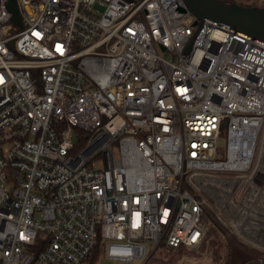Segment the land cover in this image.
<instances>
[{"label":"built area","instance_id":"built-area-1","mask_svg":"<svg viewBox=\"0 0 264 264\" xmlns=\"http://www.w3.org/2000/svg\"><path fill=\"white\" fill-rule=\"evenodd\" d=\"M12 2L19 23L0 0V264L201 246L208 199L189 176L234 172L239 200L251 183L264 44L200 24L184 0Z\"/></svg>","mask_w":264,"mask_h":264},{"label":"rangeland","instance_id":"rangeland-1","mask_svg":"<svg viewBox=\"0 0 264 264\" xmlns=\"http://www.w3.org/2000/svg\"><path fill=\"white\" fill-rule=\"evenodd\" d=\"M235 1L242 5L254 4L264 7V0ZM218 145L219 158L224 159L227 145L225 136H221ZM250 174L252 175L251 183L243 192L240 200L237 199L235 194L238 183L234 172L193 171L190 173L189 178L191 184L208 199L207 206L209 210L205 214L207 230L213 229L214 231L217 228L213 221L216 219L213 213L219 212L233 225L234 230L237 232L233 233L235 238L237 236L241 240L245 239L254 245H260L259 243L263 244L262 240L264 241V128L258 139L255 164ZM226 228L227 232L232 233L229 227ZM239 234L242 236H239ZM219 237V234L214 231L211 237L207 238V245L205 243L204 246H199L195 249H186L187 251L185 250L181 255L178 253L179 255L170 257L165 252H161L159 248L151 255L152 257L150 256V260V257L148 258L149 261L147 260V263L135 262L127 264H227L230 261V255L226 253L221 258L223 251L220 247L222 243ZM216 238H218L217 241ZM233 256L238 257L236 249L232 253V259ZM99 260L101 264H119L117 262L109 263L103 259Z\"/></svg>","mask_w":264,"mask_h":264},{"label":"water","instance_id":"water-1","mask_svg":"<svg viewBox=\"0 0 264 264\" xmlns=\"http://www.w3.org/2000/svg\"><path fill=\"white\" fill-rule=\"evenodd\" d=\"M188 8L195 14L200 24L209 21L219 27L239 32L264 44V9L250 8L222 0H184ZM10 9L13 20L19 23V15L12 0ZM14 48V40L11 41ZM249 264H264L252 262Z\"/></svg>","mask_w":264,"mask_h":264},{"label":"trees","instance_id":"trees-1","mask_svg":"<svg viewBox=\"0 0 264 264\" xmlns=\"http://www.w3.org/2000/svg\"><path fill=\"white\" fill-rule=\"evenodd\" d=\"M222 1H224L226 3H236V4L244 6V7H250V8L256 7V8L264 9V7H259V6L254 5V4L242 5L238 2H236L235 0H222ZM211 218H212V216H211ZM205 219H206V217L204 218V221L206 222ZM213 221L217 227L214 231H216L219 234L220 242L222 243V244H220L221 250L223 251V254H221V258L224 257V255L226 253L228 255H230L229 256L230 261L227 264H249L251 262H257V263L261 262L262 258L264 257V248H263V246H261L262 244H260V245L256 244L257 245L256 246L248 240H245V239L241 240L240 238H237V236L235 238L233 236L234 234L227 232L226 231L227 228L226 227L224 228V226L217 219H214ZM214 231H213V229H209L206 231L205 239H204L201 246H204L205 243H206L205 245L208 244L207 238L211 237V235L213 234ZM217 239L218 238H216V241H217ZM212 240H215V239H212ZM186 249H188V248L180 247L177 250H171V249L166 248L165 246L160 247V251L165 252L167 254V256H170V257H172V256L174 257L175 255H179V254L181 255L182 253H184V251ZM234 249H236L238 251V257L233 256V259H232V253H233ZM151 257L149 258V260L151 259ZM99 261H100L99 255L95 251L90 255V257L87 259L85 264H101V263H99ZM119 264H126V263H119Z\"/></svg>","mask_w":264,"mask_h":264},{"label":"crops","instance_id":"crops-1","mask_svg":"<svg viewBox=\"0 0 264 264\" xmlns=\"http://www.w3.org/2000/svg\"><path fill=\"white\" fill-rule=\"evenodd\" d=\"M260 240H261V239H260ZM262 242H263V244H262V243H259V242H258V243H259V244H262L261 246H263V247H264V241L262 240Z\"/></svg>","mask_w":264,"mask_h":264},{"label":"flooded vegetation","instance_id":"flooded-vegetation-1","mask_svg":"<svg viewBox=\"0 0 264 264\" xmlns=\"http://www.w3.org/2000/svg\"><path fill=\"white\" fill-rule=\"evenodd\" d=\"M263 248H264V247H263ZM263 258H264V257H263ZM263 258H262V259H263ZM251 263H252V262H251Z\"/></svg>","mask_w":264,"mask_h":264}]
</instances>
